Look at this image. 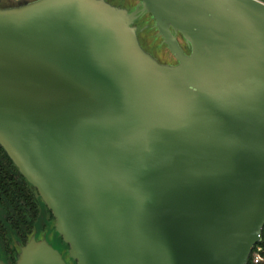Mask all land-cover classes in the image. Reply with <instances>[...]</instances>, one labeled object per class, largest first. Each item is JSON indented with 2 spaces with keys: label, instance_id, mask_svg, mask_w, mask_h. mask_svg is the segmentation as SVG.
I'll return each mask as SVG.
<instances>
[{
  "label": "water",
  "instance_id": "water-1",
  "mask_svg": "<svg viewBox=\"0 0 264 264\" xmlns=\"http://www.w3.org/2000/svg\"><path fill=\"white\" fill-rule=\"evenodd\" d=\"M0 147L40 207L14 264H248L264 0H0Z\"/></svg>",
  "mask_w": 264,
  "mask_h": 264
},
{
  "label": "trees",
  "instance_id": "trees-1",
  "mask_svg": "<svg viewBox=\"0 0 264 264\" xmlns=\"http://www.w3.org/2000/svg\"><path fill=\"white\" fill-rule=\"evenodd\" d=\"M0 208L3 220L0 219V240L5 253L14 264L16 252L12 240L9 238L5 226H9L16 237L23 243L31 234L34 224L40 215L37 201V192L29 186L25 179L18 173L4 150L0 147ZM49 219L51 213L46 210ZM248 264H253L252 255ZM264 264V263H259Z\"/></svg>",
  "mask_w": 264,
  "mask_h": 264
},
{
  "label": "built area",
  "instance_id": "built-area-1",
  "mask_svg": "<svg viewBox=\"0 0 264 264\" xmlns=\"http://www.w3.org/2000/svg\"><path fill=\"white\" fill-rule=\"evenodd\" d=\"M251 255L253 264L264 263V226L262 228L260 239L253 247Z\"/></svg>",
  "mask_w": 264,
  "mask_h": 264
},
{
  "label": "flooded vegetation",
  "instance_id": "flooded-vegetation-1",
  "mask_svg": "<svg viewBox=\"0 0 264 264\" xmlns=\"http://www.w3.org/2000/svg\"><path fill=\"white\" fill-rule=\"evenodd\" d=\"M51 219H49L48 218V215H47V213H46V211H45V213H44V222H47V221H50ZM44 222H43V224H42V229H44V227H45V224H44ZM1 241V240H0ZM7 255V254H6ZM15 256H16V254H15ZM9 257V256H8Z\"/></svg>",
  "mask_w": 264,
  "mask_h": 264
},
{
  "label": "rangeland",
  "instance_id": "rangeland-1",
  "mask_svg": "<svg viewBox=\"0 0 264 264\" xmlns=\"http://www.w3.org/2000/svg\"><path fill=\"white\" fill-rule=\"evenodd\" d=\"M14 2H17V1H19V0H13Z\"/></svg>",
  "mask_w": 264,
  "mask_h": 264
}]
</instances>
